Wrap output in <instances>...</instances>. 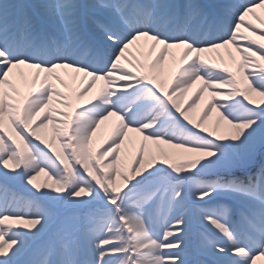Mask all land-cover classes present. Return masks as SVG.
Masks as SVG:
<instances>
[{"label": "snow or ice", "instance_id": "6c2138e0", "mask_svg": "<svg viewBox=\"0 0 264 264\" xmlns=\"http://www.w3.org/2000/svg\"><path fill=\"white\" fill-rule=\"evenodd\" d=\"M257 9L264 0H0V264H190L189 211L207 228L197 247L210 264L264 262ZM144 46L150 60L134 63ZM228 46L235 70L208 55ZM176 50L165 88L158 69ZM21 66L35 70L24 93L13 79L25 77ZM57 69L79 81L71 93ZM129 132L142 139L125 163ZM16 180L25 195L10 197Z\"/></svg>", "mask_w": 264, "mask_h": 264}, {"label": "rangeland", "instance_id": "374dc122", "mask_svg": "<svg viewBox=\"0 0 264 264\" xmlns=\"http://www.w3.org/2000/svg\"><path fill=\"white\" fill-rule=\"evenodd\" d=\"M258 14L260 15L261 13H264V10L257 9ZM249 19H251L249 17ZM253 23H256V21L253 20ZM231 52L232 57H235L237 55L235 48L232 46H228L225 49H218L214 53L208 54L209 57L213 60H215L217 63H219V59L217 57V53H219L220 56L223 57L224 62H230L233 59H231L228 55V53ZM114 88H117L115 85ZM56 107H59L58 105H55ZM189 116L192 118L193 122L195 123L197 121L196 117L194 114L189 113ZM59 118V117H57ZM117 122L114 123H109L106 122L104 123L105 128L102 129L101 126L97 130V133L93 137L92 141V148L94 150H99V145L102 141V137L110 132L112 127L116 124ZM225 133V132H224ZM142 136H137V134L129 132L126 139H125V145L122 146V155L126 157L125 163L128 162V160L132 159L133 153L138 149L139 142L141 141ZM148 144H151V142H145ZM154 147V146H153ZM164 149L168 151H179L177 149H170L168 145H161ZM160 156L157 154V160L161 159L159 158ZM256 157L258 160H264V149H259L257 150ZM259 163H257L256 167L259 168ZM46 179V177L42 174L38 178V182H43ZM31 187V186H27ZM8 189H9V196L13 193H16L18 195H25V186L22 181L16 180V181H11L8 183ZM194 205L191 204V200L189 201V208L194 209ZM188 218H189V233H188V239H189V246L186 249L187 253V258L190 262V264H199V262H203V264H210L211 260L207 254L201 252L198 247H197V240L199 237V234L202 232H206L207 228H205L201 222L197 219L195 212L194 211H189L188 213ZM17 223H20L19 221ZM24 230V229H21ZM167 251V250H165ZM258 264H264L263 262H258Z\"/></svg>", "mask_w": 264, "mask_h": 264}, {"label": "bare ground", "instance_id": "6f19581e", "mask_svg": "<svg viewBox=\"0 0 264 264\" xmlns=\"http://www.w3.org/2000/svg\"><path fill=\"white\" fill-rule=\"evenodd\" d=\"M23 2H25V3H36V2H39V0H23ZM81 2H88V0H81ZM201 2H206L207 3V2H212V0H201ZM260 16H261L262 19H264V13H261ZM132 52H133V56L135 57V59L133 60L134 63L136 61H139L140 63L146 65L148 63V61L150 60V58H151L149 56L147 46H144L140 51H137L135 48H133ZM176 52H177V60L175 62H173L171 60V58H168V59L165 60L164 64L158 69V72H159V75H160V79L163 81V84H164L165 88L168 87L169 82L171 81L172 76H173V74H174V72L176 70V67H177L178 63H179V59H178L179 50H176ZM129 59H133V57H129ZM235 59L238 61V59H239L238 54L235 55ZM262 63H264V62H262ZM224 64H226L227 66H229L230 68L235 70L236 64H235V62L233 60L230 61V62H224ZM21 68H22V70L25 73V77H20L19 75H14L13 79H14V83L17 85V87L19 88L20 92L24 93V92H27L29 90V88L31 87L30 78L28 77V74L31 73V72H34L35 70L34 69H27V68H24L23 66H21ZM142 71H147V68L142 69ZM57 72L62 77L65 78V80L68 83V88H65V87H63V86H61L59 84H57V87H59L61 91H65V92L71 93L78 86L79 81L78 80L77 81H72V80L68 79V76L66 75V73H70L71 72L70 69H57ZM41 75H43V74H41ZM79 76L82 77L83 74L81 73V74H79ZM102 83H103V81H99L98 80L96 82V85L93 87L92 91L93 92L97 91L101 87ZM114 86L115 85H111L110 87L114 88ZM192 91L193 90H189V93L185 95V97L183 98V101H182V106H184V102H186L188 100V98L191 95ZM207 99H208V93L205 92L203 94V99L200 101V104H198L197 107L190 112V113L195 115L197 121L199 120L200 113H201V111H202V109L204 107V104L207 101ZM87 102H88V97L87 96L82 98L81 101H79V103H81V104H87ZM216 115H217V113L215 111H213L212 114H211V117L204 122L202 127H204V126L210 127L212 122L215 120ZM106 122H109V123L117 122V118L116 117H110L107 121L103 122L100 125L102 129L105 128L104 123H106ZM218 132H220V133H224V132L226 133L227 132V126L224 124L223 121L221 122V125H220V128L218 129ZM132 133H135V132H132ZM108 134H106V135H104L102 137L103 139H102V141H101V143L99 145V149L101 147H103L102 142H103L104 138ZM135 134H137V136L141 135L139 133H135ZM159 158H161V157H159ZM207 256H209V255H207ZM210 258H212V257H210Z\"/></svg>", "mask_w": 264, "mask_h": 264}]
</instances>
